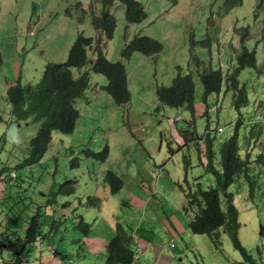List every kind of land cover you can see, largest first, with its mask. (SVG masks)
<instances>
[{
    "label": "rangeland",
    "instance_id": "374dc122",
    "mask_svg": "<svg viewBox=\"0 0 264 264\" xmlns=\"http://www.w3.org/2000/svg\"><path fill=\"white\" fill-rule=\"evenodd\" d=\"M94 1L0 0V264H6L2 259L10 258L22 248L24 221L38 205L44 209L51 205L50 200L55 201L53 209L62 208L59 202L69 201L70 218L62 221V227L69 228L67 232L45 235L49 244L55 243L63 253L68 250L71 264H103L104 250L96 257L86 258L88 244L85 238L82 236L78 244L75 242L79 238L76 216L85 217L87 205L93 214L101 215L104 211L102 206L99 209L90 206L87 198L93 196L94 191L102 190L103 179L101 161L87 156L85 150L97 152L107 144L109 156L104 167H116L120 154L132 158L146 148L154 151L161 147L160 155L168 156V147L175 148L176 144L167 143L170 128L162 114L168 116L175 112L182 115L183 120L176 122L178 129L186 126L193 116L184 106L172 108L161 104L156 88L168 85L180 68L181 73L193 75L195 100L202 101L203 84L198 72L204 69L205 73L214 74L217 68L223 72L230 62L235 63L233 57L239 50L234 51L232 47H240L239 33L244 30L249 33L244 45L248 50L255 49L258 64L257 68L245 67L238 76L240 84L246 87L247 105L237 111L231 103L232 92L222 87L220 93L208 95L205 102L209 109L218 105L217 110L206 115L197 114L193 119L198 134H203L207 125L209 129L222 128L221 132L210 134L215 150H218L221 142L234 132L239 117V153L244 155L248 141L250 146H255L254 153H264V4L256 9L259 0H178L173 6L168 0H138L147 16L141 23H127L122 4L114 0L110 11L116 18V29L113 37L106 39L91 23L90 9ZM230 3L233 4L230 6ZM99 10L100 5L95 2L94 11L98 13ZM78 32L91 36L95 44L100 37L106 57L123 62L130 99L116 105L102 87L107 82L106 77L94 73L88 62L82 68H72L74 74L79 69L88 72L91 86L87 97L92 98V102L82 108L81 118L73 131L53 130L41 160L27 164L29 141L38 124L32 118L15 117L10 112L6 84L17 81L18 76L22 83L37 82L47 61L65 60ZM137 33L158 39L162 50L155 55L134 52L129 59L122 58L124 43ZM193 56L200 61L198 66L191 60ZM87 57L94 58L92 50H87ZM256 100L258 110L254 111ZM160 133H163L162 141ZM190 152L192 160L196 158L197 162L188 168V175L198 176L203 188L214 187V176L198 162L193 144ZM11 172L15 173L14 177H10ZM249 174L252 175V188L240 175L227 190L235 194L238 238L256 261L264 264V233H260L264 226V166L252 163ZM68 179L75 180L72 194L59 196L56 192L66 189L64 183ZM150 187L153 189L142 174L136 175L129 179L124 190L127 205H120L118 197L114 196L107 206L108 217L123 219L121 228L125 232L134 229L138 220L141 229L151 231L136 232L142 248L150 240L145 250L140 249L133 264H150L139 261L146 254L153 264H236L242 260L224 227L218 229L217 237L191 232L188 222L194 216L192 208L178 211L175 203L167 200L164 203L159 195L149 199ZM50 212L47 209V220H43L41 227L43 232H47L50 225ZM174 233L172 251L175 257L162 254ZM24 251V264H40V260L46 261L50 255L45 248L40 251L37 242L27 244ZM59 264L66 262L62 260Z\"/></svg>",
    "mask_w": 264,
    "mask_h": 264
},
{
    "label": "clouds",
    "instance_id": "9594fccd",
    "mask_svg": "<svg viewBox=\"0 0 264 264\" xmlns=\"http://www.w3.org/2000/svg\"><path fill=\"white\" fill-rule=\"evenodd\" d=\"M118 1L123 6L124 19L127 23H141L146 18V16H147L146 10L144 9L143 5L141 4V6L143 7V11L145 12V17L139 22L127 21V19L125 17V9H124L123 2L121 0H118ZM95 2H97L100 5V10L98 13H96L94 11ZM113 2H114V0H112L111 4L107 8L108 13H109L107 15L101 16L103 7H102L101 3L99 2V0H95L94 3L91 5V9H90L91 23H92L93 27L95 28V30L100 32L104 36V38H106V39H111L113 37L114 31L116 29V18L114 17L112 12L110 11V8H111ZM168 2L173 6V5L177 4L178 0H172V1L168 0ZM263 4H264V2L261 3L260 5L262 6ZM82 10H84V9L82 8ZM107 16H111L114 19V25L115 26L113 28L111 35H109L110 29L108 27H104L100 24V19L107 17ZM93 17H99L98 28H96L93 24V21H92ZM138 34L139 33H137L135 35H138ZM248 35H249V33L247 30H244V31L239 33L238 43L240 42V47H238V46L232 47L234 51L239 50V52L235 55V57H233L235 63L230 62L225 71L222 72V70L220 68H217L214 70V74L205 73L204 69L202 71L198 72L200 82H201V84H203L202 101L195 100V83H194L193 75L190 72L181 73L180 68H178L177 74L171 79V82L168 85H164V86L161 85V86H158L156 88V96H157L158 101L161 104L172 107V108H179V107L184 106L186 108V110L188 111V113H190L193 116V118H195V116H197V114L206 115L209 113V111L215 112L217 110L218 105H215L209 109L208 105L205 103L206 98L208 95H210L212 93H216V94L220 93L222 87H225V89L227 91L232 92L231 103L237 111H239L242 107L246 106L248 103V96H247V92H246V87L244 84H240L238 76H239V73L241 72V70L244 69L245 67L257 68V66H258L257 60H256V53H255V55H253L254 63H251L250 60H248V58H243L241 61H239L237 59V56L242 51V47L246 48L244 43H245ZM81 36H83V37H81ZM152 38L156 39L154 37H152ZM156 40H158V39H156ZM100 41H101V38L99 37L96 41V44H95L94 39L91 36H87L83 32H78L76 34V37L74 38L72 44L70 45L68 52L66 53L65 60L62 62L47 61L44 65L42 75L37 82H35V83H30V82L29 83H22V81H19L20 78L18 76L17 81L14 80V81L6 84V87H5L6 98H7V93H8L9 88H13V89L21 88V89H27L28 91H30L31 89L35 88L37 84L44 81L43 75H44L46 66L49 63H60V64H62L56 70V72H61L63 74V79L62 80H53V91H52V95H51V101H50L48 110L43 117H41L40 119H36V116L40 113V111L43 108L39 102V99L43 100L40 93H39V99L37 97V94H31L26 98V101H27L26 105H29V110H28L27 116L24 118H32V119L36 120L35 122L38 124V127L36 129L34 136H36V134H37V132L41 126L40 123L41 122L43 123L48 118L47 115L50 113L52 108H54L52 114L49 117V119H52V122L48 127L45 126L47 129L53 128L50 130L51 131L50 132V140L46 145V150H47L49 143L52 139L53 130H59V131L64 132V133L73 131L75 126H76L77 120H80V118H81L82 108H84L85 106H89L92 102V98L87 97V93H88L87 90L91 86V81H90V77H89L88 72L86 70L81 72L79 69L77 71V73L74 74L72 71V68H82L88 62L90 64V69L94 73L102 74L106 77L107 82L102 87H103L104 91L111 97V99L113 100V102L116 105L124 104V103L128 102L130 99V92H129V89L127 86V74H126V70H125V66H124L123 62L122 61H111V60H109L101 48ZM74 47L79 48L80 50L82 49V53H81L83 56L82 58H78L79 55L72 51L74 49ZM89 49L93 51L94 58H88L87 57V50H89ZM161 50H162V47H161V49H159L158 51L153 52V53H148V54H146V53L144 54L142 52L141 53L144 55L150 56V55H155V54L159 53ZM252 50L255 52V49H252ZM252 50H248V51H252ZM135 52H140V51H135ZM121 56L124 59H129L131 57L130 56L129 58H125V57H123V55H121ZM96 58L102 59V61L104 62V65L99 64L98 66H96V64H97V63H95ZM0 59H1V50H0ZM191 60L193 61V63L195 62V64L197 66L200 63L198 58H196L195 56L191 57ZM117 62H120L124 67V72L122 71V73H121L122 78H118L117 74L115 75V74L107 73L105 70V67H104L105 65H110V66L117 65L116 64ZM109 63H111V64H109ZM217 79H219V80L217 81L216 90L208 91L209 89H211V87H213L214 82ZM59 86L62 87V94L68 98V100L65 102H62L60 94L58 92L54 91V89L59 87ZM44 92H45V88L43 90V93ZM240 92L244 93L246 102L244 104L237 105V100L239 98ZM83 98H85V100L79 101V99H83ZM253 110L254 111L258 110V100H256L254 102ZM162 116H164L166 118L165 119L166 123H167L168 127L170 128L169 129V139L167 140V143L170 144L172 142V143L176 144L175 148H172L170 146L168 147V151H170V154H168V156H161L160 155V152H161L160 148L161 147H159L158 149H156L154 151H151V150L146 148L144 150V152L137 153L132 158H130V157L128 158V157L120 154V157L118 158V165L116 167H111V166L104 167V164L108 160L107 158L109 156L108 145L104 144L102 149L100 151H97V152H94V151H91L88 149L89 154H86L87 156H91L94 159L101 161L102 164L100 165V167H101V172H100L101 174L100 175L103 179L102 180L103 182H101L102 190L100 192L94 191L92 193L93 196H91V195L87 196L88 201L91 197H93L94 200H96V202H97L96 205H90V206H92L96 209H99V207L102 206V208H103L102 211H103L104 208H106L108 206L109 201L114 196L118 197V202L120 205H122V206L127 205V197L124 195V190H125L126 186L128 185L129 179L133 178L136 175H140V174L143 175V178L146 180L147 185H149V186L151 185L153 188V189H151V187H150L152 194L147 192L149 199L159 195L163 198L164 203L166 202V200L171 201L172 203H175L176 210H178V211L184 210L183 205L189 206L186 202V197H185L187 194H190V193L195 194V192H197L198 189L204 190V189L216 187V185H217L216 180H215V186L214 187L203 188L200 184L198 176H196V175L189 176L188 175V168L190 166H192V164L195 161L197 162L196 158H195V161L192 160L191 152H190L191 144H193L195 149H196L198 162L203 166V168L208 173L212 174L211 168H213L215 171H216V169H219L218 156L220 154V150H222L221 149L222 144L224 142H226L228 139H230L235 133H236L235 135L238 139V128H239V125L241 124V119L239 117L236 119L234 132L228 138L224 139L221 142L218 150H215V147L213 144V137H211L210 134L213 131L217 132V133L221 132L222 131L221 127H218L216 129H209V125H207L204 133L198 134L195 130V123H194L193 118H192V120L187 121L188 123L186 124V126L180 127L178 129L176 122L183 120L182 115L173 112V113L169 114L168 116H165L163 114H162ZM63 126H68L67 130L63 129L64 128ZM255 126H257V125H255ZM190 128H192V129H190ZM33 137H31V138H33ZM162 138H163V133H160V140L161 141H162ZM29 147H30V141H29ZM45 152L42 154L40 159L38 161H36V163L41 160V158L43 157ZM184 152H186L187 155H185ZM260 153H263V152L254 153V147H252V146L251 147L247 146L246 150L244 151V154L249 155L246 159V160H248L247 161L248 167L245 170H243V173L241 175H243V177L249 182L250 188H252V183L250 182V178L252 175L249 174L250 165L252 163H255V165H262L263 166L262 161L257 162V156ZM136 155H140V158H136ZM209 156H210V158H209ZM184 159H186V161L188 162V165H186L184 163ZM166 163H167V165H166ZM33 164H35V163H33ZM208 164H210V169L208 168ZM107 171H112L116 176H119L122 179V187L119 190H116V191L112 190L110 183L108 181H105L104 178H105V174ZM184 171H186V179H187L188 185H186L183 182V177L185 174ZM14 176H15V173L11 172L10 177H14ZM239 176H237V177H239ZM237 177H235V179ZM214 179H215V177H214ZM67 181H73V183L71 184L72 190H73V185L75 183V180L68 179L64 183V185H67L66 189L63 191L58 190L56 192V193H60L59 196L64 195V196L68 197L72 194V190L70 192H66L67 188L70 187V185L66 184ZM232 183H233V181H232ZM232 183H230L228 185V187ZM177 184H181L182 187L178 186ZM228 187H227V189H228ZM228 192H230V191H228ZM59 196L57 195V197H59ZM220 196H222L221 193H220ZM222 200H223V197H222ZM232 202L235 205V194H233V193H232ZM48 203L51 205H47L45 207V209L42 206L38 205L36 207L35 212L32 213L31 216L34 214H38L39 220L43 224V220H47V209H50V211H51L50 215H49L50 220L51 221L56 220L59 222L56 233H58L59 231L62 233L67 232L69 230V228H66L64 226L62 227V221L63 220L65 221L66 219L70 218V216L68 215V212H67V208L70 206L69 205L70 202L69 201H66L64 203L59 202L58 204L62 205L61 206L62 208H56V209L52 208V205L55 204V201L50 200ZM105 204H106V206H105ZM150 207L151 206L148 207L149 211H150ZM195 208L197 209L196 206H195ZM195 208L190 207L189 209L193 210V212L195 214ZM38 209H39V213H37ZM89 210L92 212V209L89 207V205H87L85 208V217L83 215L79 214L75 218L77 223L85 222V223L90 224V230L86 234H83L82 231L77 228V230H78L77 233H81V235L79 236L78 239L75 240V242H77L76 244H78L79 240L81 239L82 236L83 237H93V236L100 237V235H102L103 236L102 238L105 239V244H106L105 250H104V252H106L105 253L106 257H105L104 262H103V264H104L105 260L108 256V245H109L108 243L111 240V238L114 236V234L112 235V237H110L109 232H106L105 225L96 222L97 221L96 219L98 217H100V215H96V214L92 213V217L88 218L86 215V212ZM151 215L154 216V213L151 212ZM41 218H42V220H41ZM117 220H119V221H117ZM122 220L123 219H120V218L115 219V221H117V222H115V225H114V229H113L114 233H115L116 224L122 225L123 224ZM60 226L62 227V230H60ZM141 226H142V224H141L140 220H138L137 225L134 229H131V231H129V232L126 231L127 236H128V240L125 241V246L129 247L132 251L131 256H132L133 260H132L131 264H133L138 259L139 255H140V249L143 250V248L141 247L142 243H140L138 241L139 235L136 232L138 230H141V231H147V232L151 233L150 230L141 229ZM47 232H48V230H47ZM42 233H45V232L42 231ZM128 233L130 234L131 239H129ZM107 235H109V236L107 237ZM104 236L107 238H105ZM174 237H175V233L171 236V238H169V240H168L169 245H168V247H166V249H164V251H162V254H164V253L165 254H173L172 248L174 247ZM43 240H47V242L44 244ZM149 240H148V242H149ZM37 243H38L39 250L43 251V248H45L46 251H49V254L51 255V257L53 259L56 258L59 260V261L57 260L58 264L61 263L62 260L65 261L66 264H71L70 258L68 255L69 251L66 250V252L63 253L62 251H60L58 249V247L56 246L55 243L49 244L48 238L45 239V234H43L41 240L38 241ZM159 252L161 253V250ZM136 253H137V255H136ZM12 256L10 258H12ZM174 257H175V255H174ZM10 258L2 259V260L5 261V260H9ZM140 259L141 258H139V261H140ZM153 262L150 261V264H153Z\"/></svg>",
    "mask_w": 264,
    "mask_h": 264
},
{
    "label": "trees",
    "instance_id": "16d2710c",
    "mask_svg": "<svg viewBox=\"0 0 264 264\" xmlns=\"http://www.w3.org/2000/svg\"><path fill=\"white\" fill-rule=\"evenodd\" d=\"M125 9V17L129 22H139L145 17V12L143 11V7L138 0H121ZM172 1V0H171ZM101 3L103 10L102 15H107L108 6L111 4L112 0H99ZM264 0H259L256 3V9L261 7V3ZM233 3H230V6ZM256 10L254 13L256 14ZM93 24L96 28L99 26V17H93ZM100 24L104 27H108L110 29V34L114 28V19L111 16L104 17L100 19ZM83 37V36H81ZM162 43L159 40L153 39L151 36H147L144 34H138L132 37L127 43L124 44L121 49V55L125 58H129L133 52L140 51L142 53H153L161 49ZM77 53L78 58H82V49L74 47L72 50ZM253 55L255 52L248 51L245 47H242L241 53L237 56V59L241 61L243 58H248L251 63H254ZM96 66L99 64H103L104 62L100 58H96ZM111 64V63H109ZM117 65H105V70L109 74H117L118 78H122V71L124 72V67L120 62L116 63ZM60 63H49L46 66L43 82L36 85L35 88L28 91L27 89H13L9 88L7 93V100L10 104V112L19 118H24L28 114L29 105H26V98L31 94H37L39 99V93L42 96V99H39L41 106L43 107L40 113L36 116V119H40L43 117L49 107L51 101V95L53 91V80H62L63 74L61 72H56V70L61 66ZM217 79L214 82L213 87L208 91L216 90ZM45 88V92L43 90ZM55 92L60 94L62 102L68 100L62 94V87L59 86L54 89ZM246 102L244 93L240 92L239 98L237 100V105L244 104ZM53 109L47 115L48 118L41 124L36 136L31 138L30 140V149L29 156L27 160V164L34 163L40 159L42 154L46 151V145L50 140V130L53 128H46L45 126H49L52 122V119H49L50 115L53 112ZM44 124V125H43ZM65 130H67L68 126H63ZM236 134V133H235ZM233 135L230 139L222 144L220 150V154L218 156L219 169L216 171L211 168L212 174L215 177L217 182L216 187L208 188L204 190L198 189L195 194H187L186 202L189 206L183 205V209L186 211L190 207L195 208L194 216L188 222V228L193 233L199 234H207L209 236L217 237V230L220 227H224L225 231L228 233V236L231 240L232 246L235 250L239 252L242 257L241 261L236 262V264H262L258 263L256 259L252 256V254L245 248V246L240 242L238 238V229H239V221H238V209L236 204L232 202V193L227 191V187L232 181H234L235 177L241 175L243 170L248 167V154H244L243 157L239 153V143L236 135ZM247 146H250L249 141L246 143ZM246 146V148H247ZM251 147V146H250ZM255 149V146H252ZM245 148V150H246ZM86 154H89V150L87 149ZM210 158V156H209ZM262 161L264 166V154L260 153L257 156V162ZM184 163L188 165L186 159H184ZM208 168L210 169V164H208ZM183 182L188 185L186 179V171H184ZM246 176V175H245ZM247 177V176H246ZM105 181H108L112 187V190L116 191L122 187V179L119 176H116L112 171H107L105 174ZM73 181H67L66 184L70 185L67 188L66 192H70L72 190L71 184ZM182 187L181 184H177ZM220 193L222 194L223 200L221 199ZM222 202H224V208L222 207ZM96 200H89L90 205H96ZM195 205V206H194ZM39 213V209L37 210ZM14 218V217H13ZM18 222V221H17ZM24 235H23V246L20 250L15 251L13 253L12 258L9 260H5L6 264H24L25 255L24 249L27 244H32L41 240L43 234L46 236H51L52 234H56V230L58 228L59 222L56 220H52L49 227L48 232L42 233L41 227L42 222L39 220L38 214H34L30 216L28 219L24 221ZM78 228L82 231L83 234H86L90 230V224L85 222L77 223ZM260 233H264V226H261ZM129 234V233H128ZM78 236L81 233H77ZM129 239L131 236L129 234ZM128 240L127 232L122 230L120 224H116L114 236L109 241L108 245V256L105 260L104 264H131L132 263V251L129 247L125 246V241ZM260 252V249L257 248Z\"/></svg>",
    "mask_w": 264,
    "mask_h": 264
},
{
    "label": "crops",
    "instance_id": "0c3cea01",
    "mask_svg": "<svg viewBox=\"0 0 264 264\" xmlns=\"http://www.w3.org/2000/svg\"><path fill=\"white\" fill-rule=\"evenodd\" d=\"M134 204H136V203H134ZM105 206H106V204H105ZM104 206V207H105ZM148 208V207H147ZM86 215H87V217L88 218H91L92 217V212L89 210V211H87L86 212ZM97 221V223H101V224H103V225H105V227H106V232H109V235H110V237H112V235L114 234V231H113V229H114V225H115V222H117V221H119V220H117V221H115V219L114 218H111V217H108L107 216V207L104 209V211H103V213L100 215V217H98L97 219H96ZM109 235H107V237L109 236ZM101 237V238H100ZM100 237H97V236H93L92 238H87V237H84L85 238V240H86V242H87V244L88 245H86V248H87V250H86V258H89V256H95L96 254H98L101 250H105V246H106V244H105V239H103L102 237V235H100ZM105 237V236H104ZM107 237H105V238H107ZM152 237V235L150 236V238ZM91 239H93L94 241H91ZM91 241V242H90ZM95 243V244H94ZM45 244V243H44ZM89 244H90V246H89ZM105 244V245H104ZM144 245H145V248H146V246L148 245V243H144ZM145 248H143V250H145ZM88 250H89V252H88ZM92 251H94L95 253H92ZM91 252V253H90ZM46 255H49V254H46ZM99 255V254H98ZM101 255H103V254H101ZM96 257V256H95ZM149 257L150 256H148L147 254L146 255H144V257H141V259H140V261H145V262H150V259H149ZM48 260H46V261H41L40 260V264H58L57 263V260H55L56 258H52L51 257V255H49L48 256ZM54 260V261H52V260ZM96 263H98L99 264V262H96Z\"/></svg>",
    "mask_w": 264,
    "mask_h": 264
}]
</instances>
